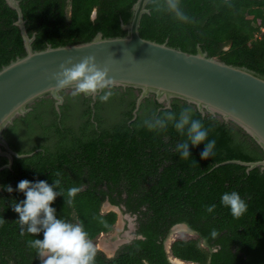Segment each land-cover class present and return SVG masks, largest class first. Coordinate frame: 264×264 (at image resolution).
Instances as JSON below:
<instances>
[{
	"label": "trees",
	"instance_id": "16d2710c",
	"mask_svg": "<svg viewBox=\"0 0 264 264\" xmlns=\"http://www.w3.org/2000/svg\"><path fill=\"white\" fill-rule=\"evenodd\" d=\"M136 0H19L28 36L35 35L33 50L89 41L97 33L116 37L126 33ZM139 34L149 40L194 53L199 45L209 56L229 64L246 66L264 75V0H179L180 20L169 9L167 0H149ZM94 15L92 16V13ZM16 12L0 0V67L25 54ZM229 45L228 49H223ZM126 97L118 89L109 101L126 102L119 117L103 112L99 99L94 116L90 97L83 95L80 110L65 103L60 111L55 100H35L32 111L14 118L3 130L13 156L10 167L0 169V264H42L27 242L43 239V232L21 235L19 215L12 205L26 199L16 190L21 180H43L53 184L61 173V187L79 186L72 204L57 196L51 205L58 219L81 223L93 240L111 230L117 220L113 209L102 210L105 200L124 213L135 215V233L141 237L119 247L113 256L97 249L95 264H172L165 248L175 224H185L192 237H176L169 245L174 257L197 264H264V168L247 169L244 162L264 158L262 147L240 126L223 121L179 98L170 107L154 95L141 101L132 114L134 88ZM72 96V95H71ZM118 96V97H117ZM116 102V101H115ZM121 104V103H120ZM184 107L193 109V118L211 129L215 155L205 160L203 143H189L190 157L181 159L175 147L187 137L176 132L173 123L166 131H148L144 121L163 117L166 112L179 116ZM70 120V121H68ZM226 161V162H225ZM224 162V163H223ZM7 158L0 155V167ZM11 186L13 191L6 189ZM59 191V189H55ZM238 192L248 203L247 213L233 218L220 200L224 192ZM215 204L213 212L206 206ZM106 221L108 227L101 224ZM218 235L213 238L212 230ZM26 230V226H25ZM204 243V246L202 245Z\"/></svg>",
	"mask_w": 264,
	"mask_h": 264
},
{
	"label": "water",
	"instance_id": "95a60500",
	"mask_svg": "<svg viewBox=\"0 0 264 264\" xmlns=\"http://www.w3.org/2000/svg\"><path fill=\"white\" fill-rule=\"evenodd\" d=\"M148 1L133 3L129 22L121 25L126 30L124 35L103 37L97 33L89 41L56 47L48 44L42 50H33L35 35L27 34L19 0H6L16 12L14 24L19 28L25 54L0 67V155L7 158L0 169L10 167L13 156L27 155H19L9 147L2 133L6 126L29 111L35 100L48 96L54 99L50 88L55 86V81L50 77L59 71L61 63L69 57L73 63H79L89 55L101 67H109V76L117 82L116 87L140 91L135 100L136 109L149 95H154L165 107H170L172 98H179L195 105L202 114L208 112L225 122L232 121L264 150V75L246 66L209 57L199 45L191 53L169 46L166 41L159 43L141 37L139 23L142 14L148 12ZM85 97L95 100L92 96ZM62 103L55 100L57 112ZM233 161L246 165L248 170L255 166L264 168V158ZM168 258L172 264L185 262L169 250Z\"/></svg>",
	"mask_w": 264,
	"mask_h": 264
},
{
	"label": "clouds",
	"instance_id": "9594fccd",
	"mask_svg": "<svg viewBox=\"0 0 264 264\" xmlns=\"http://www.w3.org/2000/svg\"><path fill=\"white\" fill-rule=\"evenodd\" d=\"M167 3L169 9L175 12L178 19L187 20V17L179 10V0H167ZM260 30L264 32V27H261ZM228 47L229 45H226L223 49L227 50ZM209 57L220 59L215 55ZM109 72V67L98 65L94 56H86L79 63H73V59L69 57L64 63L60 64L59 71L51 75L50 80L55 81V86L51 87L50 91L57 104L63 102V96L59 95V93L69 89H71L73 97L80 95L92 96L99 99L100 102L106 103L115 94L113 89L117 86V82L109 76ZM193 116V109L184 107L180 110L178 118L175 113L166 112L163 117H156L154 121H144L143 127L153 132L157 130L166 131L168 124L173 123L176 132L182 137L185 135L187 137L175 147V151L179 153L180 158L189 159V143L193 146L203 143L205 147L201 153V158L207 160L215 155L216 141L215 139H209L211 129L206 128L200 119L193 118ZM55 177L56 179H54L52 185L43 180L31 182L25 179L18 183L16 190L22 192L26 197L23 201L15 202L12 205L13 211L19 215L20 234L24 235L25 231H27V233L35 236L43 232L42 240L32 239L27 242L29 248L36 250L42 264H95L97 249L88 232L84 229L83 224L69 223L64 219H58L56 209L51 206L57 196L61 195L66 196L65 203L72 204L81 188L72 186L65 192L61 187V173L57 171ZM57 188L59 191L55 190ZM6 190L9 193L13 191L11 186H8ZM220 202L224 207L230 209L235 219L241 218L248 211L247 201L236 191L224 192ZM215 208L216 205L212 204L206 206V211L211 213ZM122 209H119V211ZM122 213L124 215V212ZM127 214L131 217L127 218L126 221L130 220L129 222L133 223L136 216L130 213ZM100 222L105 228L108 227L106 221L101 220ZM3 223L4 220H0V225ZM181 224H176V227ZM174 228L175 225L173 226ZM135 230L136 223H134L131 233L128 234L129 238L123 244L131 242L136 237H141L135 233ZM217 235V230L213 229L211 236L215 238ZM174 239L172 237L169 242L166 241L167 254L168 250L170 251L169 245ZM185 262L197 264L192 261Z\"/></svg>",
	"mask_w": 264,
	"mask_h": 264
},
{
	"label": "rangeland",
	"instance_id": "374dc122",
	"mask_svg": "<svg viewBox=\"0 0 264 264\" xmlns=\"http://www.w3.org/2000/svg\"><path fill=\"white\" fill-rule=\"evenodd\" d=\"M102 209L103 211L110 209H115L116 211H118L117 221L111 230L98 234L92 241L96 249L103 251L107 256H113L116 250L123 245L126 239L129 238L128 234L133 230L134 222H129L130 220L126 221L127 218L131 217L129 214L124 213L123 215L121 210L119 211L118 208H115L112 205L108 206L106 202H103ZM172 237L185 238L190 237V234L189 231H187L186 227L181 224L180 226H177L173 229L171 236L167 242H169ZM184 264L192 263L184 262Z\"/></svg>",
	"mask_w": 264,
	"mask_h": 264
},
{
	"label": "flooded vegetation",
	"instance_id": "af4514ba",
	"mask_svg": "<svg viewBox=\"0 0 264 264\" xmlns=\"http://www.w3.org/2000/svg\"><path fill=\"white\" fill-rule=\"evenodd\" d=\"M115 89H118L121 93H123L124 95H121V97L123 98V97H126V95H128V93L130 92V90H128V88L126 87V88H122V87H115ZM132 92L134 93V94H136V97H137V95L139 94V90H137V89H133L132 90ZM61 95L63 96V103L61 104V105H64L65 103H67L68 105H69V109H71V110H73V111H78V110H80L81 109V107H82V105H83V101H82V96L81 97H78L77 98V100H75V101H73V99H75V97H73V96H71V90H68V91H62L61 92ZM149 96H151V95H149ZM83 97H85L84 95H83ZM118 97V96H117ZM121 97L119 98V99H121ZM91 98V97H90ZM118 99V100H119ZM96 100H97V98H95V100L93 101V99L91 98V100H90V108H91V115L92 116H94V111H95V102H96ZM118 100H115V101H108V102H106V103H102V105H104V107H106V106H110L111 108H112V110H108V109H110V108H107V109H101V111H103V112H112L111 114H113V116L115 115V117H113V119H116V117H119L120 116V113H122L121 112V108L122 107H124L125 106V104H126V102H121V101H118ZM136 100V99H135ZM144 100V99H143ZM34 103V102H33ZM33 103H31L30 104V111H32V107H33ZM121 103V104H120ZM170 103H171V100H170ZM141 104V103H140ZM164 104V103H163ZM139 107H140V105L137 107V109L134 107V110L132 111V114H134V115H136L137 114V112L139 111ZM29 111V112H30ZM134 111H135V113H134ZM142 110H140L139 112H141ZM26 113H28V112H26ZM25 113V114H26ZM68 121H70V120H68ZM104 202H106L107 204H108V206H110L111 204L109 203V201L108 200H105ZM113 206V205H112ZM102 207H103V205H102ZM115 208H118V209H120V207H118V206H114ZM123 208V206L121 205V209ZM103 210V209H102ZM106 211H108V210H106ZM114 211L115 212H118V211H116L115 209H114ZM127 213V212H126ZM132 215V214H131ZM133 216H135V215H133ZM117 221V220H116ZM134 223H136L135 222V220H134ZM185 227H186V229H187V231H189V234H190V237H192V236H195L196 234H195V232H193V231H191V229H189L185 224H183ZM175 227H176V224H175ZM172 230H173V227H172ZM202 245L204 246V243L202 242Z\"/></svg>",
	"mask_w": 264,
	"mask_h": 264
}]
</instances>
